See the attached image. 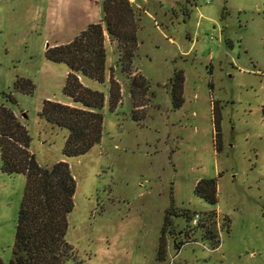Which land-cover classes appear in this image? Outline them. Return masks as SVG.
I'll return each instance as SVG.
<instances>
[{"label": "rangeland", "instance_id": "obj_1", "mask_svg": "<svg viewBox=\"0 0 264 264\" xmlns=\"http://www.w3.org/2000/svg\"><path fill=\"white\" fill-rule=\"evenodd\" d=\"M130 1L137 16L132 70L120 71L117 42L105 32L104 81L80 77L104 94L101 139L66 156L67 130L38 112L45 99L79 103L63 92L68 66L48 60L46 49L70 42L90 23L103 24V0H0V104L28 130L37 162L66 161L76 181L66 231L73 254L61 264H264V0ZM175 69L184 75L179 107L169 85ZM141 74L146 84L132 92ZM110 75L121 93L115 110ZM17 77L29 78L33 92L15 90ZM202 178L216 180V203L195 194ZM24 185L25 175L3 172L0 158L4 264ZM211 213L214 241L197 225L211 224Z\"/></svg>", "mask_w": 264, "mask_h": 264}, {"label": "trees", "instance_id": "obj_2", "mask_svg": "<svg viewBox=\"0 0 264 264\" xmlns=\"http://www.w3.org/2000/svg\"><path fill=\"white\" fill-rule=\"evenodd\" d=\"M103 24L90 23L70 42L46 49V57L52 62H63L68 66L63 92L79 106L45 99L38 115L46 123L67 130L63 154L77 156L86 153L100 142L103 115L100 109L104 103L102 91L82 84L80 77L103 82L106 73L105 32L117 42V65L121 72L130 73L136 37V10L130 0H103ZM110 67L109 70H113ZM145 77L135 75L133 86L146 84ZM184 75L182 69H175L169 78L171 96L175 107L182 105ZM14 89L30 94L34 84L29 78L17 77ZM145 87V86H144ZM146 88V87H145ZM144 88V89H145ZM143 90V89H142ZM15 102L12 94H6ZM108 102L110 110H115L121 102L120 87L109 76ZM141 105V104H139ZM215 109V106H214ZM264 118V106L262 109ZM139 119L140 117H136ZM214 140L217 150L221 148L220 116L213 115ZM31 136L16 114L4 104H0V158L1 170L5 173H22L25 185L21 198L12 256L9 264H61L73 254L66 240L67 216L72 211L76 181L66 161H57L51 166H42L30 151ZM194 192L199 197L216 203V180L202 178L195 185ZM211 224L197 222L203 228V236L214 241L216 234ZM190 218L189 213H184ZM194 220V219H193ZM228 224V218L225 217ZM170 222L165 219L162 233L168 230ZM216 243V242H214ZM165 241L160 236L158 258L164 259ZM0 264L4 262L0 258Z\"/></svg>", "mask_w": 264, "mask_h": 264}, {"label": "built area", "instance_id": "obj_3", "mask_svg": "<svg viewBox=\"0 0 264 264\" xmlns=\"http://www.w3.org/2000/svg\"><path fill=\"white\" fill-rule=\"evenodd\" d=\"M208 1H210V0H208ZM198 215L197 214H195V217H197ZM193 222H195V219L193 220Z\"/></svg>", "mask_w": 264, "mask_h": 264}]
</instances>
